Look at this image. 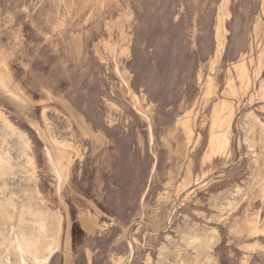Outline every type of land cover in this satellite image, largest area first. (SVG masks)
<instances>
[{
  "label": "rangeland",
  "instance_id": "374dc122",
  "mask_svg": "<svg viewBox=\"0 0 264 264\" xmlns=\"http://www.w3.org/2000/svg\"><path fill=\"white\" fill-rule=\"evenodd\" d=\"M261 5L0 0V264H264Z\"/></svg>",
  "mask_w": 264,
  "mask_h": 264
},
{
  "label": "bare ground",
  "instance_id": "6f19581e",
  "mask_svg": "<svg viewBox=\"0 0 264 264\" xmlns=\"http://www.w3.org/2000/svg\"><path fill=\"white\" fill-rule=\"evenodd\" d=\"M229 3H230V0H225V8L226 9H228V5H229ZM261 10L262 11H264V0H262V5H261ZM229 12H227V17L229 16ZM262 15V14H261ZM258 26V25H257ZM259 26L261 27V28H263V20L262 19H260V23H259ZM257 34H258V37L260 38V36H261V33H260V28L258 27V30H257ZM256 34V35H257ZM264 49V48H263ZM263 54H264V52H263ZM242 58H244V57H242ZM263 60H264V56H263V58H262ZM119 61V60H118ZM264 62V61H263ZM246 64V63H245ZM261 64V63H260ZM259 64V65H260ZM264 64V63H263ZM237 65V64H236ZM239 65V64H238ZM240 67V66H239ZM236 68V67H235ZM237 69V68H236ZM263 69H264V65L261 67V70L263 71ZM261 70H259V71H261ZM261 71V72H262ZM241 72V71H240ZM260 74V73H259ZM258 76V75H257ZM243 77V76H242ZM257 78V77H256ZM262 81V77L260 78H257L256 80H255V82H258V81ZM0 81L4 84V85H6L7 86V88H8V85H7V83L5 82V80L2 78V76H1V74H0ZM264 83V82H263ZM201 84V83H200ZM262 84V83H261ZM262 86H264V85H262ZM255 93H256V91H255ZM257 95V94H256ZM263 97V96H262ZM210 101V100H209ZM208 101V102H209ZM208 104V103H207ZM69 111L71 112V115L73 116V117H75V119H76V121L77 122H79L78 124L81 126V128H83V129H86L87 127L84 125V122H83V117H82V115H79L73 108H71V106L69 105ZM238 112L237 111H232L228 116H227V121H226V128H227V130H226V137H227V139H229V136H228V131L229 130H232L233 128H234V122L236 121V116L238 115L237 114ZM152 114H151V112H149V108H147V115H146V126H147V129H148V135H149V140L150 141H152L153 139H154V134H153V137L151 138V136H150V129H151V127H150V125L152 124L151 122H152V116H151ZM249 115H250V113H249ZM253 115V114H252ZM36 124H39L38 122L36 123ZM218 125H217V127H220V125H222L221 124V122H219V123H217ZM253 125V124H252ZM39 126V125H38ZM223 126V125H222ZM221 126V127H222ZM39 128V127H38ZM221 129V128H220ZM223 129V128H222ZM219 130V129H218ZM39 132H40V130H39ZM41 133V132H40ZM43 133V132H42ZM221 133V132H220ZM43 135V134H42ZM45 135V134H44ZM43 135V136H44ZM94 135H97V136H99V137H104L105 138V136L103 135V133L102 132H98V133H94L93 134V136ZM49 137V136H48ZM44 138H45V136H44ZM50 138V137H49ZM51 141V140H50ZM54 141L58 144V145H60L61 146V148H62V151H61V149L60 148H57L56 150H55V152L57 153V154H59L60 156H63L64 155V152L66 151V150H63V148H65V149H67L68 150V148L70 147V145H69V143H64V142H61V141H59V140H56L55 138H54ZM52 142V141H51ZM53 145H54V143H53ZM64 151V152H63ZM79 151V150H78ZM69 153V152H68ZM68 155V154H67ZM70 155V154H69ZM49 156V155H48ZM51 158V157H50ZM60 158V157H59ZM66 158H67V156H66ZM68 159V158H67ZM52 160V159H51ZM53 161V160H52ZM57 164V163H56ZM51 166V165H50ZM49 166V167H50ZM55 166V165H54ZM58 167V166H57ZM56 171H57V169H56ZM58 172H60V171H58ZM56 173V174H59V173ZM64 172V171H63ZM62 173V172H61ZM63 174L64 173H62V176H63ZM65 176V175H64ZM61 179H62V177H61ZM63 180H64V177H63ZM58 181V180H57ZM57 184V183H56ZM58 187H60L59 185H57ZM191 186V185H190ZM56 187V186H55ZM2 190V189H1ZM58 190H59V188H58ZM2 194V193H1ZM0 194V195H1ZM60 199V198H59ZM62 199V202L64 203V198L62 197L61 198ZM61 201V200H60ZM62 204V203H61ZM32 210V209H31ZM30 210V211H31ZM29 211V212H30ZM34 211V210H33ZM23 212V211H22ZM35 214V213H34ZM19 215H20V213H19ZM36 215V214H35ZM41 215H42V213H41ZM25 217V216H24ZM38 217H39V215H38ZM37 217V218H38ZM45 217V216H44ZM20 218H21V216H20ZM22 219V218H21ZM25 220V219H24ZM21 221V220H20ZM19 221V222H20ZM35 221V220H34ZM41 221V220H40ZM39 221V222H40ZM38 222V223H39ZM20 223H22V222H20ZM37 223V224H38ZM45 223V222H44ZM92 223H89L88 224V229H91V227H92ZM41 227H42V224H41V226H40V229H41ZM255 229V228H254ZM257 230H259L258 228H257ZM256 232V231H255ZM259 234V233H258ZM68 235V234H67ZM125 236H126V239L128 240V242H129V245H130V255H129V257H131L132 255V251H133V243H132V240H131V237H130V231H129V228H126V234H125ZM17 240H18V246H19V248L21 249V251H22V256H23V261H24V263L26 262V260H25V258H24V255H26V254H30V256H31V258L33 259L32 261H33V263H38V264H49V261H50V257H51V254H52V252L51 251H47V250H43L38 244V241H32V240H30V239H28V238H25L24 237V235H21L20 234V236L18 235L17 236ZM54 244V243H53ZM68 244H67V242H66V246H67ZM1 246V245H0ZM51 246H52V244H51ZM47 253H49L48 255H47ZM47 255V256H46ZM127 258V257H126ZM129 261V260H128ZM126 263H128V262H126Z\"/></svg>",
  "mask_w": 264,
  "mask_h": 264
}]
</instances>
